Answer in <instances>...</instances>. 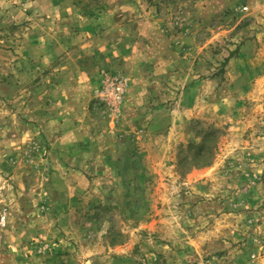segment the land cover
<instances>
[{
    "label": "rangeland",
    "instance_id": "1",
    "mask_svg": "<svg viewBox=\"0 0 264 264\" xmlns=\"http://www.w3.org/2000/svg\"><path fill=\"white\" fill-rule=\"evenodd\" d=\"M58 3L0 0V264L264 263V150L258 141L264 137L263 79L242 107V135L228 148L220 139L227 126L191 118L187 121L191 140L178 141L166 152L171 175L157 181L137 179L127 186L115 182L114 198L106 204L98 199L74 210L65 182L46 174L48 166L38 149L24 148L16 116L23 87L14 68L34 23L46 30L55 25L56 14H70V6ZM73 5L79 13L119 9L128 20H138L142 47L147 45L149 27L157 22L169 36L171 59L184 62L187 72L194 66L195 51L213 64L214 74L223 76L224 64L237 55L239 46L248 40H255L257 49L264 46V0H74ZM206 6L215 13L203 21L200 13ZM180 35L185 37L179 39ZM123 65L117 72L126 80L138 73L137 65L135 70ZM139 66L141 75L148 71L145 57ZM209 76L204 74V79ZM169 102L173 112L177 100ZM182 103L175 109L176 122L181 119L178 112L192 101ZM214 128L219 140L212 164L220 159L224 176L218 177L217 194L200 198L184 184L179 162L191 161L194 151L189 144L200 140L197 133ZM247 185L251 205L244 197ZM204 208L211 214H200Z\"/></svg>",
    "mask_w": 264,
    "mask_h": 264
},
{
    "label": "crops",
    "instance_id": "2",
    "mask_svg": "<svg viewBox=\"0 0 264 264\" xmlns=\"http://www.w3.org/2000/svg\"><path fill=\"white\" fill-rule=\"evenodd\" d=\"M58 1L59 6H70V14H56L52 19L55 25L46 30L34 23L19 48L14 70L23 88L16 116L18 132L25 137L24 148L38 149L42 163L48 166L46 174L65 182L74 210L93 200L111 202L115 182L127 186L137 179L165 180V175H171L166 152L178 141L191 140L187 123L191 118L205 125L227 126L225 137L220 138L226 148L236 141L234 137L242 135L244 102L264 81L263 45L257 49L256 41L248 40L239 46L237 55L224 64L223 76L214 74L213 64L204 62L195 51L194 66L187 72L184 62L176 64L171 59L169 36L157 22L149 27L147 45L142 47L140 22L128 20L119 9L92 15L79 13L74 0ZM214 13L206 6L200 15L206 21ZM34 18L40 20L36 14ZM144 57L148 71L141 75L139 61ZM124 62L132 70L137 65L138 73L127 80L115 119L95 102L94 91L104 73H119ZM181 63L183 68L176 72ZM204 74L210 76L204 79ZM170 99L177 100L175 109L183 107L184 100L192 101L184 112H178L179 122L174 119ZM258 141L264 150V137ZM222 163L218 159L208 167L192 169L184 184L200 198L217 194ZM247 189L244 197L251 205L250 185L244 191ZM199 212L207 215L212 211L204 208Z\"/></svg>",
    "mask_w": 264,
    "mask_h": 264
},
{
    "label": "built area",
    "instance_id": "3",
    "mask_svg": "<svg viewBox=\"0 0 264 264\" xmlns=\"http://www.w3.org/2000/svg\"><path fill=\"white\" fill-rule=\"evenodd\" d=\"M243 7V10H246ZM127 80L120 73H104L101 84L94 91L95 102L104 106L114 118L118 117L127 90Z\"/></svg>",
    "mask_w": 264,
    "mask_h": 264
},
{
    "label": "trees",
    "instance_id": "4",
    "mask_svg": "<svg viewBox=\"0 0 264 264\" xmlns=\"http://www.w3.org/2000/svg\"><path fill=\"white\" fill-rule=\"evenodd\" d=\"M200 138L198 142L190 143L189 147L193 149L191 161L183 158L179 165L182 166V175L188 174L192 169L208 167L212 164L216 149V144L219 140V130L209 129L196 134Z\"/></svg>",
    "mask_w": 264,
    "mask_h": 264
}]
</instances>
